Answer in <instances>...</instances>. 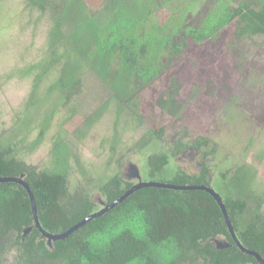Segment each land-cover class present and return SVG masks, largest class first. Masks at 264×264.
I'll return each instance as SVG.
<instances>
[{
	"label": "trees",
	"instance_id": "1",
	"mask_svg": "<svg viewBox=\"0 0 264 264\" xmlns=\"http://www.w3.org/2000/svg\"><path fill=\"white\" fill-rule=\"evenodd\" d=\"M23 2L26 9L48 15L52 28L46 57L29 66L28 70L40 71L24 111L14 121L13 132H0V178L24 175L43 230L66 235L53 240L50 248L48 236L37 226L26 189L16 183H0V264H259L249 252L232 245L235 239L224 211L210 192L214 190L222 198L241 244L264 259L260 208L264 199L254 195L255 170L248 163L234 171L219 169L214 185L208 179L213 169L204 161L197 175L188 174L176 162L191 149L205 152L204 158L216 156L217 145L209 138L191 139L182 134L168 143L163 129H147L131 150L141 159L142 181L192 189L142 188L70 232L136 185L123 176L125 155L108 159L103 176L96 180L82 175L86 180L72 189L70 164L80 167L81 162L76 154L70 158L60 136L51 169L28 164L19 150L25 147L23 132L39 131L36 140L26 146L29 151L43 142L57 112L76 102L92 74L104 87L107 102L84 118L80 124L84 130H76V137L86 138L110 103L116 109L115 128L127 117L131 123L145 126L140 107L143 93L189 43L201 44L231 24L236 45L264 37V0H220L198 27L190 25L197 0H103L93 9L84 0ZM163 12L169 16L161 22L158 15ZM51 74L54 80L42 94L41 82ZM157 105L173 119L179 117L182 105L177 77ZM95 193L104 205L94 201ZM215 236L227 239L229 246H216Z\"/></svg>",
	"mask_w": 264,
	"mask_h": 264
},
{
	"label": "rangeland",
	"instance_id": "2",
	"mask_svg": "<svg viewBox=\"0 0 264 264\" xmlns=\"http://www.w3.org/2000/svg\"><path fill=\"white\" fill-rule=\"evenodd\" d=\"M84 1L93 9L103 0ZM219 1L197 0L190 25L203 24L205 15L218 8L215 5ZM168 16V12H163L158 18L163 22ZM51 26L48 15L26 9L23 0H0V132H13L14 121L24 111L35 76L40 71L39 68L28 69L46 57ZM234 31L235 26L231 24L201 44H188L158 81L143 93L140 107L145 126L131 123L127 117L115 128L116 109L114 103H110L87 137H76V130H84L80 125L84 118L107 102L104 87L92 74L76 102L57 112L43 142L34 151L26 146L36 140L39 131L23 132L25 147L19 152L28 164L51 169L54 145L60 136L69 148L70 158L76 154L81 162L80 167L70 164L72 189L86 179L102 177L108 159H117L122 154L126 161L123 176L138 183L136 174L138 170L141 173V159L131 151L134 142L147 129H163V138L168 143L175 142L182 134L213 140L219 149L218 157H227L222 167L215 168L217 176L219 169L234 171L239 165L248 163L255 170L254 190H264V37H254L236 45ZM26 71L28 75L22 73ZM54 75L56 77V73ZM54 75L46 76L41 82L42 94L47 92ZM174 77L178 78L182 105L176 119L157 105ZM126 123L129 124L123 126ZM114 141L115 147L112 146ZM199 161L195 150H187L176 160L189 174L198 172ZM94 201L100 206L104 203L96 193Z\"/></svg>",
	"mask_w": 264,
	"mask_h": 264
},
{
	"label": "water",
	"instance_id": "3",
	"mask_svg": "<svg viewBox=\"0 0 264 264\" xmlns=\"http://www.w3.org/2000/svg\"><path fill=\"white\" fill-rule=\"evenodd\" d=\"M186 172V171H185ZM200 170L198 169V172L197 173H194V174H190V175H197L199 174ZM189 174V173H188ZM137 180H138V183H135L136 185H134V187L131 189L130 192H128L121 200L119 201H116L115 203L111 204V205H107V206H104L102 207V209H100L98 212L86 217L85 219H83L80 223H78L76 226L70 228L68 230V232L76 229L77 227L83 225L87 220H89L90 218L92 217H96L97 215H101L103 214L104 212H106L107 210L113 208L114 206L116 205H120L122 204L123 202H125L128 198L131 197L132 194H135L137 191L141 190L142 188H166V189H175V190H184V189H192V188H186V187H176V186H173V185H169V184H164V183H154V182H143L142 181V173H140V171L138 170L137 174ZM0 183H16V184H19V185H22L26 191L28 192L29 194V197H30V200H32V204H33V212H34V216H35V220L37 221V226L38 228H40L43 233L45 235L48 236V239H49V242H48V246L50 248H52L53 246V240L57 239V238H61L63 236H65L66 234H63V235H51V234H48L46 233L43 228L41 227L40 223H39V219H38V214H37V207H36V204H35V200H34V194L32 191H30V189L28 188V186L26 185V183L24 182V175H20L19 177H16V178H10V177H7V178H0ZM210 192L214 194L215 198L217 199L219 205L221 206L222 210L224 211V214H225V218H226V221L229 225V228L231 230V233L236 241V243L246 252H249L250 255L254 256L256 258V260L260 263V264H264V259H262L258 253H256L255 251H251V250H248L246 249L242 244H241V241L237 238L236 234H235V229L233 227V225L231 224L229 218H228V215H227V212H226V209H225V206H224V203L222 201V198L217 195L215 193L214 190H211L210 189ZM105 203H102V205H104ZM24 234V233H23ZM218 238V237H216ZM225 238V237H224ZM223 239V238H221ZM215 239H212V241H214ZM229 245H227L226 241H223L221 242L220 245H218V247L220 248H225Z\"/></svg>",
	"mask_w": 264,
	"mask_h": 264
},
{
	"label": "flooded vegetation",
	"instance_id": "4",
	"mask_svg": "<svg viewBox=\"0 0 264 264\" xmlns=\"http://www.w3.org/2000/svg\"><path fill=\"white\" fill-rule=\"evenodd\" d=\"M191 139L192 138H195V137H190ZM213 143H214V141H213ZM218 148V147H217ZM191 150H195V152H197L198 153V155H199V159H200V161H199V163H198V169L201 171V164H202V161H204L205 162V164H207L208 165V167H211L212 169H213V172L209 175V181L211 182V183H213L214 185H215V182H216V180H217V174H216V172H215V168H220V167H222V165L221 164H224V160H225V158H227V157H224V159H220L219 157H218V153H219V149H218V151L216 152V156H214V157H209V158H204V156H205V152H203V151H200V149H191ZM186 152H184L183 154H185ZM182 154V155H183ZM262 154H264V152L262 153ZM182 155H180V157L182 156ZM179 157V158H180ZM204 158V159H203ZM212 177H214L215 178V180L214 181H212ZM260 192H257V191H255L254 190V195L256 196V194L257 195H259L261 198H263L264 199V190H259ZM261 208V213L262 214H264V202H263V205L260 207ZM213 239H215L214 240V242L215 243H217L218 245H220L221 244V242L223 241V239H220V238H223V237H221V236H219L218 238H216V236L215 237H212ZM220 239V240H219ZM224 241H226V243H227V245H229V241L227 240V239H224ZM232 243V245H238L237 243H235V241L234 242H231ZM218 245H216V246H218ZM257 253V252H256ZM258 255H259V253H258ZM260 256V255H259ZM261 257V256H260ZM262 258V257H261ZM263 259V258H262ZM257 261V260H256ZM258 262V261H257ZM260 264V263H259Z\"/></svg>",
	"mask_w": 264,
	"mask_h": 264
}]
</instances>
